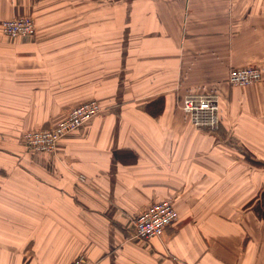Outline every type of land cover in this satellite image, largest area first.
Instances as JSON below:
<instances>
[{
    "label": "crops",
    "instance_id": "obj_1",
    "mask_svg": "<svg viewBox=\"0 0 264 264\" xmlns=\"http://www.w3.org/2000/svg\"><path fill=\"white\" fill-rule=\"evenodd\" d=\"M0 264H264V0H0ZM263 81L233 87V69ZM188 96H218L195 129ZM90 101L105 114L34 152ZM171 201L177 221L141 240L134 219Z\"/></svg>",
    "mask_w": 264,
    "mask_h": 264
},
{
    "label": "built area",
    "instance_id": "obj_2",
    "mask_svg": "<svg viewBox=\"0 0 264 264\" xmlns=\"http://www.w3.org/2000/svg\"><path fill=\"white\" fill-rule=\"evenodd\" d=\"M0 33L10 38H30L36 34L31 17L23 16L0 22ZM263 81V71L255 66L231 70L228 83L233 87H248ZM182 109L191 125L201 132L213 133L222 123L221 102L218 96H188ZM105 114V109L96 101H90L73 109L66 119L54 129H43L26 133L25 141L30 150L54 152L64 136L78 130L90 120ZM178 219L173 202L153 204L134 219L136 237L141 240L158 238ZM71 264H89L81 256Z\"/></svg>",
    "mask_w": 264,
    "mask_h": 264
},
{
    "label": "trees",
    "instance_id": "obj_3",
    "mask_svg": "<svg viewBox=\"0 0 264 264\" xmlns=\"http://www.w3.org/2000/svg\"><path fill=\"white\" fill-rule=\"evenodd\" d=\"M255 211L260 218H264V191L260 195V204L258 205L257 209H255Z\"/></svg>",
    "mask_w": 264,
    "mask_h": 264
},
{
    "label": "rangeland",
    "instance_id": "obj_4",
    "mask_svg": "<svg viewBox=\"0 0 264 264\" xmlns=\"http://www.w3.org/2000/svg\"><path fill=\"white\" fill-rule=\"evenodd\" d=\"M260 201V200H259Z\"/></svg>",
    "mask_w": 264,
    "mask_h": 264
}]
</instances>
